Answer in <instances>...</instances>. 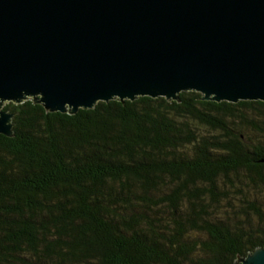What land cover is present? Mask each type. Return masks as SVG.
<instances>
[{"label": "trees", "instance_id": "obj_1", "mask_svg": "<svg viewBox=\"0 0 264 264\" xmlns=\"http://www.w3.org/2000/svg\"><path fill=\"white\" fill-rule=\"evenodd\" d=\"M4 109L0 264H233L264 245V101Z\"/></svg>", "mask_w": 264, "mask_h": 264}, {"label": "water", "instance_id": "obj_2", "mask_svg": "<svg viewBox=\"0 0 264 264\" xmlns=\"http://www.w3.org/2000/svg\"><path fill=\"white\" fill-rule=\"evenodd\" d=\"M183 91L264 101V0H0V134L10 102L75 114ZM233 264H264V245Z\"/></svg>", "mask_w": 264, "mask_h": 264}]
</instances>
